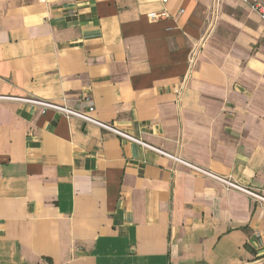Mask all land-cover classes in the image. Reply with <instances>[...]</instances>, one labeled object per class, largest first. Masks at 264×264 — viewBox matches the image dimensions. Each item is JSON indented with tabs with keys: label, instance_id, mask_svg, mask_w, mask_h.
Segmentation results:
<instances>
[{
	"label": "crops",
	"instance_id": "obj_1",
	"mask_svg": "<svg viewBox=\"0 0 264 264\" xmlns=\"http://www.w3.org/2000/svg\"><path fill=\"white\" fill-rule=\"evenodd\" d=\"M27 98L92 105L162 153ZM175 159L264 198L255 13L240 0H0V264H264V202Z\"/></svg>",
	"mask_w": 264,
	"mask_h": 264
},
{
	"label": "built area",
	"instance_id": "obj_2",
	"mask_svg": "<svg viewBox=\"0 0 264 264\" xmlns=\"http://www.w3.org/2000/svg\"><path fill=\"white\" fill-rule=\"evenodd\" d=\"M161 3H166L168 0H160ZM251 12L255 13L257 17L264 23V0H240ZM155 15H150V19L154 20L157 18ZM176 94H178V91H175ZM21 102H24L30 106L38 107L41 109L42 112H45L47 110H53L57 111L58 113H61L64 115L67 119L68 118H76L79 119L87 124L96 126L100 129H103L113 135H116L117 137H120L121 139L137 144L145 149H149L152 151H156L157 153H162L161 151L150 147L140 140L132 137L131 135L117 129L113 125L102 123L99 120H97L95 117H93L94 108L92 105H88L85 109V111H77L73 109H69L63 105H58L55 103H50L46 101L41 100H35V99H20ZM178 163H181L185 167L189 168L193 173H195L198 176L205 177L211 180H214L218 183H220L225 189L227 190H234L240 193H243L251 198H254L256 200H259L261 202H264V198L249 191L248 189H245L244 187H241L237 183L231 181L229 178L218 176L214 173H211L210 171H207L205 169L196 167L194 165H191L189 163H186L185 161H181L179 159H175Z\"/></svg>",
	"mask_w": 264,
	"mask_h": 264
}]
</instances>
